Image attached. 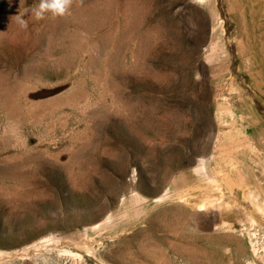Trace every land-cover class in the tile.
Masks as SVG:
<instances>
[{"label":"rangeland","instance_id":"obj_1","mask_svg":"<svg viewBox=\"0 0 264 264\" xmlns=\"http://www.w3.org/2000/svg\"><path fill=\"white\" fill-rule=\"evenodd\" d=\"M38 4L0 0V264H264V0Z\"/></svg>","mask_w":264,"mask_h":264},{"label":"clouds","instance_id":"obj_2","mask_svg":"<svg viewBox=\"0 0 264 264\" xmlns=\"http://www.w3.org/2000/svg\"><path fill=\"white\" fill-rule=\"evenodd\" d=\"M84 0H39L38 6L32 10L36 19H45L48 16L63 17L67 15L74 6H82ZM21 27L26 28L27 23L21 16L17 17Z\"/></svg>","mask_w":264,"mask_h":264},{"label":"bare ground","instance_id":"obj_3","mask_svg":"<svg viewBox=\"0 0 264 264\" xmlns=\"http://www.w3.org/2000/svg\"><path fill=\"white\" fill-rule=\"evenodd\" d=\"M156 200H162V197H161V198H158V199H156ZM203 206H204V205H203ZM262 207H263V206H262ZM258 209L261 210V211H262L261 213L264 214V208H260V206H259ZM258 213H259V212H258Z\"/></svg>","mask_w":264,"mask_h":264}]
</instances>
